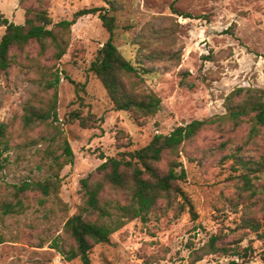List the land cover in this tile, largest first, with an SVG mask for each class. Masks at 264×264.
Wrapping results in <instances>:
<instances>
[{
  "label": "rangeland",
  "instance_id": "374dc122",
  "mask_svg": "<svg viewBox=\"0 0 264 264\" xmlns=\"http://www.w3.org/2000/svg\"><path fill=\"white\" fill-rule=\"evenodd\" d=\"M30 9L48 11L54 24L73 20L84 9H103L115 17L114 42L138 69L137 75L124 78L127 90L138 96L156 93L162 106L156 116L139 122L131 113L115 110L90 71L110 37L98 14L82 17L72 27L61 61L53 59V50L41 55L37 43L22 52L13 50L10 68L0 72V125L9 127L12 145L0 158V203L15 200V185L49 178V155H61L65 141L74 163L60 173L57 195H22L25 211L18 215H4L0 209V264H82L68 261L55 243L66 250L74 246L65 226L82 213V181L90 176L104 181L99 171L103 157H119L144 148L157 134L211 119L217 122L159 165L165 173L172 163L182 164L187 176L179 186L197 216L180 195H165L148 220L130 221L109 243L95 245L92 264H264V169L257 180L253 174L257 197L240 180L242 168L236 170L237 159L264 160V127L251 138L250 119L238 128L222 119L235 90H258L264 96V0L0 1V12L18 25L25 23ZM5 31L0 26V40ZM56 76L58 120L26 128V109L47 108L55 92L47 84ZM74 83L84 89L77 91ZM75 112L89 119L91 128L72 122ZM129 199V191L108 184L102 194L103 203ZM247 219L261 223V231L246 228ZM213 237L225 250L204 255Z\"/></svg>",
  "mask_w": 264,
  "mask_h": 264
},
{
  "label": "trees",
  "instance_id": "16d2710c",
  "mask_svg": "<svg viewBox=\"0 0 264 264\" xmlns=\"http://www.w3.org/2000/svg\"><path fill=\"white\" fill-rule=\"evenodd\" d=\"M1 1V0H0ZM99 15L103 26L108 31L109 40L99 50L90 71L100 80L104 86L116 111L131 113L135 120L151 118L156 116L162 106V99L156 93H148L138 96L130 93L124 83L126 76L137 75L138 69L126 60L116 46L115 30L116 18L110 16L103 9H84L74 15L73 20H63L57 24L53 23L48 11L41 9H30L26 13L23 25L10 22L0 12V26L5 27V34L0 40V72L6 71L11 65V54L13 50L22 52L32 43L40 45L41 55H46L53 50V59L61 61L67 54L70 46V34L72 27L79 19L88 15ZM60 77L56 76L54 81L47 84V89H54V95L46 109L29 107L23 117L26 128H33L38 124H49L50 121L58 120V85ZM77 91L84 89L76 84ZM228 113L222 119L231 123L234 127L242 126L247 119L252 121L250 137L255 138L264 127V96L261 91L252 89H237L227 99ZM72 122L80 121L84 128H91L89 119L83 117L79 112L71 115ZM214 119L204 121H193L190 124L179 126L168 135L157 134L144 148L121 153L119 157L105 158L106 160L99 171L104 176V181H92L91 176L82 181L84 193V207L82 213L68 220L65 226L66 233L74 241V246L68 250L64 249L58 242L55 248L68 260L79 259L82 264H92L91 250L95 245L109 243L111 237L128 222L141 219L148 220L153 209L165 196L176 194L184 198L193 216H197L195 206L188 198L179 182L186 179L187 173L181 163L174 162L169 170L161 173L159 165L169 153H176L182 145L193 140L207 126L215 124ZM12 150L9 127L0 125V158ZM63 153L56 155L51 152L50 168L52 175L44 181H25L14 186L13 201H1L0 209L4 215H18L25 211L21 196L31 192H39L41 195L51 197L57 195L61 189L60 173L65 166L74 163V152L68 141L62 144ZM236 159V157H234ZM237 169L242 168L239 175L245 189L252 197L260 193L258 186L253 183L254 175L257 180L258 173L264 169V160L244 161L236 160ZM0 169L3 165L0 163ZM177 169H180L178 172ZM111 185L116 189L130 192L127 203L102 202V194L106 186ZM45 203V199L41 201ZM87 214V216H85ZM97 216L96 220L88 217ZM246 228L256 233L262 229L261 223L256 220L244 221ZM262 235H264V230ZM219 238L213 237L204 249V255L217 254L225 249L218 247ZM3 241L0 240V244ZM247 250L245 256H247ZM238 254V253H236ZM240 255V254H238ZM230 264H239L236 261Z\"/></svg>",
  "mask_w": 264,
  "mask_h": 264
}]
</instances>
